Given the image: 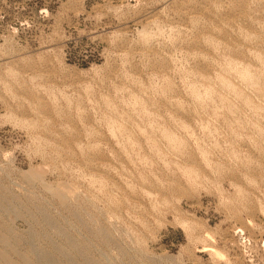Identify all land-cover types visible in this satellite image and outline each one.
<instances>
[{
    "label": "rangeland",
    "instance_id": "374dc122",
    "mask_svg": "<svg viewBox=\"0 0 264 264\" xmlns=\"http://www.w3.org/2000/svg\"><path fill=\"white\" fill-rule=\"evenodd\" d=\"M260 56L264 0H0V264H264V98L190 91Z\"/></svg>",
    "mask_w": 264,
    "mask_h": 264
},
{
    "label": "bare ground",
    "instance_id": "6f19581e",
    "mask_svg": "<svg viewBox=\"0 0 264 264\" xmlns=\"http://www.w3.org/2000/svg\"><path fill=\"white\" fill-rule=\"evenodd\" d=\"M144 30H143V32H144ZM259 60H261V63H263V66H262L261 69H259L257 71L251 70L250 67H248L247 65H239L238 63H235L233 61H227L226 64L224 65V70L225 71H228L229 73L228 74H217L215 76V83H211V81L206 80L205 84L208 85V86H207V88H205V91H203L202 88H200L198 85H192L191 88H190L192 97L200 105L210 104V103H213L215 101H219V102H221V104L223 106L227 107L230 112H235L236 109L238 108L237 107V104L233 101V99L230 98L232 96H235V97H237V98L240 99L241 104H243L244 106H247V107H252L255 112L259 113L260 110H262V106L261 105H258V104H254L255 102H254L253 98H251L252 97L251 94L253 92L256 93V95H258L260 98H264V57H261L260 56L259 57ZM231 75L233 77H237L241 81V85L235 84L232 81V79H231ZM212 92H215V94H210ZM142 94H144V93H142ZM131 101H132V104H133V106H134L135 109H137L138 111L143 112L144 114L148 115V111L146 110V108L140 102V100L138 98L134 97ZM148 117L150 118L149 115H148ZM127 121L128 120H126V122ZM128 122H130V121H128ZM29 125H35V122L34 121H31L29 123ZM111 131L114 134L113 136H117L119 133L124 134V135H127L126 128H125L124 124L121 123V122L114 123L111 126ZM257 132L259 134H261L262 133V130L258 128ZM161 134L166 139V141L168 143V146L174 151L175 155H178V157L179 156H185L186 155V153H187L186 152V144H185L184 140H182L181 138L173 135L167 129H162L161 130ZM128 137L129 138H128V141H127V146L133 147L134 144H135V142H133V138L130 135ZM238 144H240V143H238ZM206 152H207V150H206ZM204 153H205V151H203V154ZM235 157H237V155H235ZM231 160H232V158H231ZM190 165H192V163ZM184 170L188 174V177H189L190 180H194V182L197 180L196 178L199 175H198V172L195 169H193V168H188V169L185 168ZM97 181L98 182H102L101 179H98ZM196 184L199 185V183H197V182H196ZM58 195L60 196V199L62 201L65 200V195L63 193L60 192ZM4 253H5V251H4ZM27 264H30V263H27Z\"/></svg>",
    "mask_w": 264,
    "mask_h": 264
}]
</instances>
